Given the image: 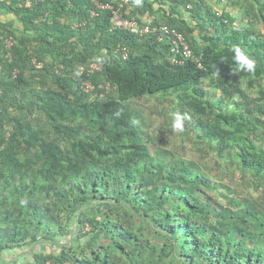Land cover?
<instances>
[{
    "label": "trees",
    "instance_id": "16d2710c",
    "mask_svg": "<svg viewBox=\"0 0 264 264\" xmlns=\"http://www.w3.org/2000/svg\"><path fill=\"white\" fill-rule=\"evenodd\" d=\"M1 11L0 264L4 252L11 264H264V209L151 150L139 102L172 96L169 114L215 165L264 185V0Z\"/></svg>",
    "mask_w": 264,
    "mask_h": 264
},
{
    "label": "rangeland",
    "instance_id": "374dc122",
    "mask_svg": "<svg viewBox=\"0 0 264 264\" xmlns=\"http://www.w3.org/2000/svg\"><path fill=\"white\" fill-rule=\"evenodd\" d=\"M0 17L2 19H9L12 15L1 11ZM235 83L239 87H246L244 78L240 76L236 77ZM259 83L264 85V80H260ZM254 91L255 89H252V92ZM256 94L258 93L254 92V95ZM169 98L162 105L160 103L157 105L153 104L151 101L150 103L152 105H146L145 102L143 103V100L139 101L144 105L142 110L145 115V129L154 139L149 144L150 149L158 152L161 150H170L175 154L196 162L202 168L207 167V171L212 177L222 185H228L237 198L250 200L264 209V185L253 181L250 177L241 178L238 172L239 169L226 170V166L224 165H215L213 163V155L205 152L204 144L197 141L191 131H187V136L184 135L179 122L173 119L176 118L175 113H171L172 115L169 114V107H171V102H173L172 96H169ZM262 116L264 119V114ZM171 120L173 122H170ZM220 192H223L222 194L227 193L223 186ZM227 196L230 197L231 194L228 193ZM1 258L7 260L10 264L12 260H15L13 254L6 252L1 255ZM19 260H23V258L20 257ZM12 264H19V262L16 261Z\"/></svg>",
    "mask_w": 264,
    "mask_h": 264
},
{
    "label": "built area",
    "instance_id": "2783aa9c",
    "mask_svg": "<svg viewBox=\"0 0 264 264\" xmlns=\"http://www.w3.org/2000/svg\"><path fill=\"white\" fill-rule=\"evenodd\" d=\"M227 0H220V2L222 3H226ZM219 12V11H218ZM119 24L123 27H135L136 26V22L135 21H130V20H127V19H120L119 21ZM163 29H165L164 27H162ZM148 30V27H144L141 31L142 32H147ZM178 40L180 41L181 45H182V52H183V55L185 56H189L190 55V49L188 48L187 44H185L183 42V39H182V36L179 34V33H176L175 31H173ZM172 50H175V48H173ZM173 62H177L176 59L173 60ZM93 67H95L94 64H92Z\"/></svg>",
    "mask_w": 264,
    "mask_h": 264
},
{
    "label": "crops",
    "instance_id": "0c3cea01",
    "mask_svg": "<svg viewBox=\"0 0 264 264\" xmlns=\"http://www.w3.org/2000/svg\"><path fill=\"white\" fill-rule=\"evenodd\" d=\"M210 1H212V2H213L214 0H210Z\"/></svg>",
    "mask_w": 264,
    "mask_h": 264
}]
</instances>
